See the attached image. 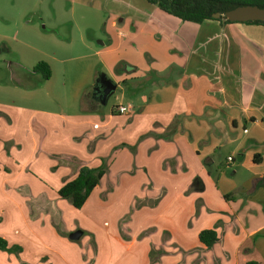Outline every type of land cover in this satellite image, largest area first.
<instances>
[{
    "label": "crops",
    "instance_id": "crops-1",
    "mask_svg": "<svg viewBox=\"0 0 264 264\" xmlns=\"http://www.w3.org/2000/svg\"><path fill=\"white\" fill-rule=\"evenodd\" d=\"M183 22H187L184 35L173 40L168 50L160 53L152 44L144 47L151 52L150 66L139 72L141 62L127 60L110 77L119 80L122 93L104 114L93 103L99 101L96 97L89 99L88 106L79 105L82 95L93 87L92 70L82 72L79 80L75 76L67 104L57 93V122L42 121L45 127L38 129L43 143L48 142L62 163L56 176L47 178L54 188L52 197L57 196V207L69 208L58 189L80 166L98 167L106 157L109 168L115 166L114 173H120L121 179L115 183L109 178L112 172L105 174L84 204L91 200L101 208L108 203L100 200L106 181L113 183V191L122 185L133 188L129 200L143 183H151V188H141L151 207L135 210L129 227L130 231L132 227L151 231L121 241L124 253L114 264H149L151 246L164 252L153 264H264V25L214 19ZM137 47L140 56L143 47ZM88 51L84 59L90 58L93 69L101 65L114 72L116 61L108 52L91 46ZM166 61L177 69L175 75L164 76L157 63ZM120 104L126 113H118ZM38 113L49 114L46 110ZM25 125L32 128L30 117ZM34 137L27 142L22 163L10 167L9 173L0 168V193L23 222L29 216L24 205L27 199L17 193L19 186L27 185V191L36 193L52 190L48 183H32L24 174L40 141L35 133ZM90 142L94 144L89 147ZM118 144L137 145L135 156L126 148L110 155ZM20 151L12 150L16 156ZM133 159L137 161L134 173L148 177L139 180L137 187L129 177ZM225 164L231 167L229 173L223 170ZM147 215V225L133 223ZM32 223L42 228L35 237L28 232L22 237L6 236L1 229L0 237L8 245L21 246L23 255L29 245L31 257L40 259L41 245L51 239L53 229L47 221ZM70 225L66 224L69 231ZM204 229H214L219 238L210 248L198 240ZM68 249V256L59 254L57 264H81L76 251ZM3 256L0 260L6 263Z\"/></svg>",
    "mask_w": 264,
    "mask_h": 264
},
{
    "label": "rangeland",
    "instance_id": "rangeland-1",
    "mask_svg": "<svg viewBox=\"0 0 264 264\" xmlns=\"http://www.w3.org/2000/svg\"><path fill=\"white\" fill-rule=\"evenodd\" d=\"M185 25L187 22L180 21L146 0H0V168L9 173L10 167L22 163L27 154V142L32 141L31 137L35 133L40 141L36 144L33 159L24 167V174L31 177L32 183H48V176H56L55 172L57 168H62V163L56 152L48 147V142L43 143V134L38 129L45 127L42 121L51 124L57 122V95H60L62 103L67 104L70 89L77 82L75 76L79 80L78 76L82 72L89 74L92 70L93 87L79 100V105L88 106L89 99L95 98L94 84L101 73H106L110 78L118 69L124 68L127 60L141 62L140 72V69L151 64V52H146L144 47L152 44L160 53L162 49L168 50L173 40L184 35ZM138 44L143 47L141 57ZM89 46L111 55L116 61L112 65L114 72L111 70L109 73L101 65L92 68V64L88 63L90 58L86 56L84 59L89 53ZM39 61L49 65L51 76L48 80H40V75L32 72V67ZM157 64L164 69L165 77L175 75L177 71L168 61ZM112 80L117 83V87L106 102L93 101L102 110V114L121 97L119 80ZM44 110L49 114L43 117L38 112ZM29 117L34 133L31 132L32 128L27 129L25 125ZM49 128H46L47 135ZM4 136L13 138L4 140ZM93 144L90 142L89 147ZM136 146L115 145L110 155L118 149L126 148L135 156ZM13 149H22L19 157L12 152ZM12 154L14 156L11 158ZM136 162L133 159L132 169L129 171L134 187L140 185L139 180L148 178L134 173ZM108 164L106 161L105 174L112 172L109 178L117 183L120 173L115 174L116 167L111 170ZM230 168L225 164L223 170L229 173ZM43 171L45 172L42 173ZM142 172L144 173V169ZM45 173H48L47 177ZM48 185L52 190L40 193L27 191V185L19 186L17 193L27 199L24 205L29 219L24 222L18 214H14L16 209L0 193V229L6 236L22 237L28 232L35 237L42 229L39 220L42 225L47 221L53 229L50 231L51 239L45 240V244L41 245L44 248L40 259L31 257L29 245L25 255L21 254V246L17 245L19 250L8 252L0 249V256L6 257V263L0 260V264H57L59 254L68 256V248L76 251L81 264H114L124 253L121 241L138 239L151 231L149 228L137 231L134 227L129 230L134 211L142 206L151 207V203L145 200L146 196H142L141 189L151 188L150 182L143 183L129 200V193L133 188L122 185L119 190L113 191V183L106 181L100 200L108 203L101 208L91 200L80 208H74L70 204L69 208H59L57 196L52 197L54 188L49 183ZM62 199L70 203L67 199ZM43 201L45 205H39ZM148 219L149 215L141 222L133 219V223L147 225ZM69 223L71 231L66 226ZM76 230L82 231L81 236L70 239L69 234Z\"/></svg>",
    "mask_w": 264,
    "mask_h": 264
},
{
    "label": "trees",
    "instance_id": "trees-1",
    "mask_svg": "<svg viewBox=\"0 0 264 264\" xmlns=\"http://www.w3.org/2000/svg\"><path fill=\"white\" fill-rule=\"evenodd\" d=\"M150 4H156L162 11L182 21L201 22L204 19H214L220 23H232L236 21L227 20L222 14L239 5L251 4L264 7V0H146ZM219 13L218 18L213 15ZM247 24L264 25V21H245ZM32 72L40 75V80H48L51 76L49 65L44 61L37 62L32 67ZM125 145V144H121ZM135 148V146H132ZM107 171L106 159L98 167L82 165L78 168L76 175L66 181L57 191L61 198L67 199L74 208H80L85 203L89 194L97 186ZM198 240L210 248L219 240L214 229H204L198 233ZM0 249L8 252L19 250V246H9L7 241L0 237ZM164 254L151 246L149 257L150 264Z\"/></svg>",
    "mask_w": 264,
    "mask_h": 264
},
{
    "label": "water",
    "instance_id": "water-1",
    "mask_svg": "<svg viewBox=\"0 0 264 264\" xmlns=\"http://www.w3.org/2000/svg\"><path fill=\"white\" fill-rule=\"evenodd\" d=\"M222 15L229 21H264V7H259L257 5L251 4L239 5L225 11ZM219 16V13H215L213 15L214 18H218ZM116 87L117 83H115L112 79L108 78L105 73H101L96 79L93 95L94 97L98 98L101 103H105L107 98L114 93ZM81 234L82 231L76 230L69 234V238L78 239Z\"/></svg>",
    "mask_w": 264,
    "mask_h": 264
},
{
    "label": "built area",
    "instance_id": "built-area-1",
    "mask_svg": "<svg viewBox=\"0 0 264 264\" xmlns=\"http://www.w3.org/2000/svg\"><path fill=\"white\" fill-rule=\"evenodd\" d=\"M116 110L118 111V113H121V114H123V113H126V112H127V109H126V107H125V106H123V105H118V106L116 107ZM228 159H230V157H229Z\"/></svg>",
    "mask_w": 264,
    "mask_h": 264
}]
</instances>
